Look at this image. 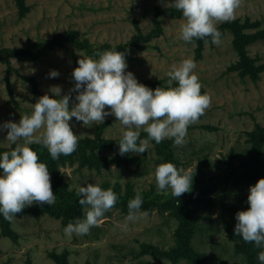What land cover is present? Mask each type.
<instances>
[{"label": "rangeland", "instance_id": "rangeland-1", "mask_svg": "<svg viewBox=\"0 0 264 264\" xmlns=\"http://www.w3.org/2000/svg\"><path fill=\"white\" fill-rule=\"evenodd\" d=\"M19 2L0 0V126L30 115L32 104L45 94L51 97L54 86L61 88V96H71L70 108L75 106L78 92L72 91V72L77 61L98 59L97 52L108 50L124 53L126 71L153 90L177 86L168 84L171 66L193 59L201 94L207 93L211 103L188 126L182 145L171 138L163 140L169 148L149 140L145 153L125 154L119 164L80 168L76 162L60 169L71 192L98 183L124 197L139 192L143 201H155L162 210L152 207L147 216L126 221L128 213L113 207L88 234L69 238L62 219L36 216L34 203L11 221L15 239L3 235L0 224V264H249L245 251L252 243L237 236L234 228L235 214L247 210L249 186L255 185L242 176L243 164L258 148L264 168V0H241L234 19L214 21L221 31L218 44L210 37L208 44L180 39L183 16L172 0ZM246 35L253 37L244 44ZM52 70L59 76L50 78ZM69 123L74 134H84L79 141L122 137V126L113 115L93 125L83 126L75 118ZM7 131L0 130V149L12 150L15 144L6 141ZM140 139H148L143 128ZM34 144L43 146L35 140L29 146ZM97 154L125 157L119 149H100ZM169 154L178 169L194 175L192 190L179 198L170 189L156 187L155 168ZM192 198L199 202L192 205L195 221L188 232L175 206Z\"/></svg>", "mask_w": 264, "mask_h": 264}, {"label": "clouds", "instance_id": "clouds-1", "mask_svg": "<svg viewBox=\"0 0 264 264\" xmlns=\"http://www.w3.org/2000/svg\"><path fill=\"white\" fill-rule=\"evenodd\" d=\"M241 0H172V5L182 13L180 39L192 43L202 39L205 44L220 42L221 33L214 21L234 19ZM98 59L91 57L77 61L72 72L75 82L72 91L78 92L75 106H69L70 95L61 96V88H51L53 95L41 96L30 115L21 116L18 123L8 121L0 126L7 129L6 141L15 144L11 151L0 153V215L12 221L16 214L34 203L51 206L56 201L47 165L39 161L38 154L29 145L40 142L48 149L53 160L68 156L78 147L81 135L74 134L70 121L75 118L84 125L102 123L115 116L122 126L119 154H142L149 140L159 144L173 139L175 145L185 142L188 126L196 122L210 106L211 97L201 94V83L195 73L197 64L193 59H184L173 64L167 73L168 84L175 87H157L155 90L139 83L135 75L126 71L125 54L117 50L97 52ZM59 76L57 70L50 78ZM59 96L60 98H55ZM106 106L108 110L106 111ZM148 139H140V129ZM43 130L39 137L35 134ZM23 141V143H18ZM158 191L171 190L174 197L192 190L193 176L184 174L173 163L165 162L155 168ZM79 186L77 196L85 217L69 222L64 228L65 236L73 233L86 235L96 226L104 214L117 203L118 196L112 188L103 189L100 184L86 183ZM247 210L237 211L234 232L246 243L264 249V178L249 186ZM142 195L137 192L128 202L126 221H135L147 216L141 211ZM127 225H125L126 227ZM259 264H264V251L257 253Z\"/></svg>", "mask_w": 264, "mask_h": 264}, {"label": "trees", "instance_id": "trees-1", "mask_svg": "<svg viewBox=\"0 0 264 264\" xmlns=\"http://www.w3.org/2000/svg\"><path fill=\"white\" fill-rule=\"evenodd\" d=\"M23 2L24 0H20L19 4H23ZM251 37L253 36L246 35V37H243V43H249L251 41ZM239 48L242 49V45H239ZM12 54L18 56H28L30 53H25L23 51H13ZM248 70H250V72L255 75V71L253 69ZM119 142L120 140H103L101 138L80 140L78 141L77 150L74 153L68 156L61 155L59 159L56 160L52 159L50 153L48 152V149L45 146L39 144L32 145L31 148L37 152L39 161L45 163L49 169L52 190L56 195V201L51 206H48L46 204H37V208H34L35 215H50L57 219H62L65 226H67L69 222L75 223L77 219H84L85 214L82 206H80L78 202L79 197L76 193L68 190V185L65 183L63 174H61L60 169L67 164L73 165L76 162H80V168H83L85 166H88L90 168H100L107 167L111 164H119L122 160L126 159L127 155H125L124 158H121V156L116 158H107L104 156H99L97 154V151L100 149H119ZM160 144H163L164 146L167 145L166 147L169 148V143L167 142L162 141ZM4 151L11 150L4 148L0 149V153ZM79 154L83 155L82 159L80 156L77 157V155ZM164 161L171 162L177 167L176 163L173 161L172 155L170 154L167 158L164 159ZM261 162V154L258 148L257 150L253 151L251 160L243 164L244 166L242 165L244 169H242V173H240L243 174L242 176H244V179L246 181L255 184L259 179L264 178V168L262 167ZM236 174L237 171H234V175ZM103 189H108V186H104ZM115 193L118 196V200L114 207L122 209L128 213V202L133 199L134 196L130 194L126 195L125 197L121 196L119 195L118 190H116ZM198 202L199 199L196 198H192L189 201L180 200V203L175 206V215L179 216V218L182 220V225L184 226L185 230H189L188 232H190L192 228L191 223L195 221L194 217L192 216V205ZM156 206L157 208L162 210V205L160 206L155 201L148 203L143 201L140 210L150 211L153 209L152 207ZM19 214L20 213H17L16 215ZM0 224L2 226L3 235L11 237L12 239L16 238V234L11 229V221L6 220L2 215H0ZM186 234L184 236H186ZM189 237L190 235L187 234L186 241H188ZM259 251H262V248H256L253 243L249 246V248L246 249L245 253L250 256L249 264H259V261L257 259V253ZM58 264H66V262L64 260H59Z\"/></svg>", "mask_w": 264, "mask_h": 264}]
</instances>
